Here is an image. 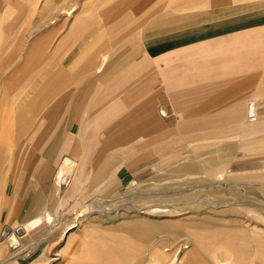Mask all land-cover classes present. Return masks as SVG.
I'll use <instances>...</instances> for the list:
<instances>
[{
	"label": "crops",
	"instance_id": "obj_1",
	"mask_svg": "<svg viewBox=\"0 0 264 264\" xmlns=\"http://www.w3.org/2000/svg\"><path fill=\"white\" fill-rule=\"evenodd\" d=\"M59 2L48 0L41 7L44 13L53 8L52 15L31 26L22 24L26 6L11 22L13 33L8 24L7 35L0 33V101L7 102L0 103V171L18 166L7 179L0 172V205H9L7 217L30 229L47 221L37 190L46 203L54 202L56 177L70 155L81 158H71L75 176L60 189L76 196L88 165L94 190L104 175L111 177L118 157L132 158L135 166L156 155L152 166L161 170L162 157L177 156L184 127L197 125L187 140H218L226 129L215 125L231 123L229 110L246 109L237 123L252 135L239 139L244 151L238 155L264 149V136H253L264 134V118H253L264 86L263 0ZM222 23L234 28L215 36L211 29ZM29 107L43 109L42 124H32ZM67 117L73 126L66 134ZM27 128L30 134H21ZM129 168H121V181ZM28 214L36 215L25 222ZM15 246V238L2 239L0 256Z\"/></svg>",
	"mask_w": 264,
	"mask_h": 264
},
{
	"label": "rangeland",
	"instance_id": "obj_2",
	"mask_svg": "<svg viewBox=\"0 0 264 264\" xmlns=\"http://www.w3.org/2000/svg\"><path fill=\"white\" fill-rule=\"evenodd\" d=\"M47 1L0 0V33L7 35L6 28L13 33L15 24L11 22L23 16L26 6L29 11L23 26L52 15L53 8L44 13L41 7ZM259 23L263 25L261 20ZM230 28L234 27L222 23L211 32L216 30L215 36H225ZM22 31L24 37L29 33L28 28ZM0 103L4 106L7 102ZM163 104L169 116L176 118L168 101ZM255 104L260 106L254 109L253 118H264V86ZM245 110L226 112V121L231 123L215 125L226 129L218 140H187L196 135L193 130L197 125L184 127L177 156L162 157L161 170L152 166L158 160L156 155L135 166L131 165L132 158L118 157L108 171L111 177L104 175L101 187L94 190L88 165L76 196L60 189L61 182L68 185L75 173L65 177L57 175V170L56 188H60L56 189L54 202L46 203L37 190L42 214L52 217L31 229L30 224L7 217L9 205L1 204L0 231L4 224L9 230L3 228L8 233L4 239L1 233L0 241L15 238L16 246L0 256V264H110L112 260L111 264H259L264 257V149L245 150L246 155H238L244 151L238 147L242 141L239 139L252 136L242 132L237 123L238 115H245ZM27 111L33 117L32 124L44 122L43 109L29 107ZM64 122L67 134L72 130V119L67 117ZM30 131L27 128L21 134ZM13 135L12 130L10 136ZM69 157L76 163L81 158ZM10 161L15 159L7 160L3 167ZM129 165L123 182L121 168ZM17 167L1 168V176L6 174L7 179ZM10 192L9 186L7 194ZM35 215L28 214L24 221ZM134 218H143L144 224H130ZM18 225H25L28 230L15 236L12 229ZM181 245L188 246L182 249ZM190 249L194 256H189Z\"/></svg>",
	"mask_w": 264,
	"mask_h": 264
},
{
	"label": "bare ground",
	"instance_id": "obj_3",
	"mask_svg": "<svg viewBox=\"0 0 264 264\" xmlns=\"http://www.w3.org/2000/svg\"><path fill=\"white\" fill-rule=\"evenodd\" d=\"M250 117H252V115L250 116ZM7 154V153H6ZM61 169H60V175H63L64 174V176L66 177V174H69V175H73V173H74V171H75V168H76V165H75V162L73 161V160H71V159H69V158H64L63 160H62V163H61ZM57 178V177H56ZM59 179V178H58ZM60 180V179H59ZM63 181V180H62ZM59 182V181H58ZM61 182V181H60ZM59 184V183H58ZM61 184H62V182H61ZM102 210V209H101ZM105 211V210H104ZM102 214V213H101ZM78 216H83L82 214H80V215H78ZM51 218V216L50 217H48V220ZM77 219V218H76ZM142 220H143V218L142 219H138V218H134V219H131L130 220V224H134V223H143L142 222ZM144 224V223H143ZM15 228V226H13V229ZM12 229V233L14 232L16 235H19V234H23V228L22 227H18V228H16V229H14L13 230ZM5 230H9V229H6L5 228ZM7 233H8V231H7ZM7 233H5V231H4V233H2V236H3V239H4V237H5V235H7ZM196 236V235H195ZM8 237H10V235H8ZM2 240V239H1ZM196 243V242H195ZM187 246L188 245H181L180 246V248L182 247V249L183 248H187ZM178 254V253H177ZM188 254H189V256L191 257V256H194L195 255V253H194V250H189L188 251ZM185 256V255H184ZM198 256V255H197ZM186 258V257H185ZM179 259V258H178ZM155 260V259H154ZM158 261V260H157ZM156 261V262H157ZM258 262V261H257ZM176 263V262H175ZM264 264V257H261L260 258V260H259V264ZM179 264V263H178Z\"/></svg>",
	"mask_w": 264,
	"mask_h": 264
}]
</instances>
